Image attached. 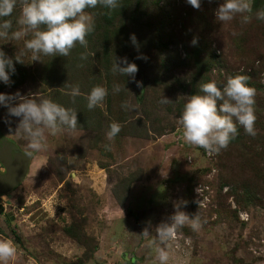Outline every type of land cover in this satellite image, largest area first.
I'll return each mask as SVG.
<instances>
[{"label":"rangeland","instance_id":"1","mask_svg":"<svg viewBox=\"0 0 264 264\" xmlns=\"http://www.w3.org/2000/svg\"><path fill=\"white\" fill-rule=\"evenodd\" d=\"M119 3L114 10L87 9L95 28L105 14L121 20L133 13L136 19L122 46V36L112 38L107 64L97 30L87 37V49L78 44L68 57L36 61L24 47L30 35L0 39L15 72L25 74L11 75V85L0 81V93L49 98L78 117L75 131L49 135L47 149L29 155L19 118L0 106V178L2 158L21 165L16 183L0 186V238L17 249L10 264H154L148 241L157 226L171 222L177 204L190 217L198 215L201 227L178 230L167 247L168 264H264V21L255 18L264 0H252V20L245 25L240 16L227 24L215 20L223 0H201L199 10L186 0ZM19 15L17 6L9 17L13 30ZM133 33L139 51L130 42ZM194 37L197 46L190 44ZM131 53L139 87L111 71L116 58ZM17 54L24 63L15 61ZM141 54L147 60L137 59ZM238 74L256 89L257 135L237 125L229 146L212 155L185 144L179 118L186 101L203 94L201 84L215 81L222 88ZM114 84L123 90L113 94ZM69 85L80 87L75 102ZM96 85L108 95L90 111L85 97ZM164 96L170 103H161ZM125 101L135 110L122 108ZM113 122L121 131L109 140ZM145 228L149 238L142 235Z\"/></svg>","mask_w":264,"mask_h":264},{"label":"clouds","instance_id":"2","mask_svg":"<svg viewBox=\"0 0 264 264\" xmlns=\"http://www.w3.org/2000/svg\"><path fill=\"white\" fill-rule=\"evenodd\" d=\"M212 0H209L211 3ZM194 9L201 8V0H186ZM20 7V15L16 20L19 26L13 30L11 17ZM103 6L109 10L120 7L119 0H0V39L19 41L26 36L24 47L31 53L32 61L41 60V56L68 57L79 44L88 48L87 37L95 31L94 17L87 9ZM253 14L252 0H223L215 9V20L227 24L237 16L241 17V25L251 22ZM255 18L264 21V9L255 12ZM233 35H236L234 32ZM131 44L139 51L140 44L133 33L129 37ZM191 46H197L198 39L193 38ZM82 60L88 58L87 52L81 53ZM137 59L147 60L144 55ZM15 61L24 63L21 54ZM16 71L14 60L0 50V81L11 85V74ZM113 74L131 78L137 86L142 82L136 80L138 65L128 62L127 57L116 58L111 69ZM245 75L230 76L221 88L215 81L200 85L199 92L186 101L179 124L182 126V137L185 144L203 148L208 154H219L226 149L238 135L237 125L243 127L246 134L255 137L257 116L255 113L256 89L248 83ZM67 95L75 102L81 95L79 85H69ZM113 94L123 90L120 84L113 85ZM108 95V89L102 85L92 87L86 95L87 108L91 111L101 106ZM217 101H222L217 106ZM161 103L168 104L170 99L164 96ZM0 106L8 109V115L19 118L17 130L27 140L29 155L47 149V137L56 136L65 131H75L78 125L77 111L65 107L49 98H29L15 94L0 93ZM122 108L135 110L130 101L122 103ZM121 131V126L113 122L109 126L107 138L112 140ZM165 222L156 227L155 239H149V246L154 253V264H168L170 241L177 238L178 230L188 226L192 231L201 227L199 216L190 217L176 205V211ZM142 235L149 238L147 228ZM17 254L14 242L0 238V264H10Z\"/></svg>","mask_w":264,"mask_h":264},{"label":"trees","instance_id":"3","mask_svg":"<svg viewBox=\"0 0 264 264\" xmlns=\"http://www.w3.org/2000/svg\"><path fill=\"white\" fill-rule=\"evenodd\" d=\"M112 15H106L104 16L103 18V21H102V24H98V26L95 28V30H97V33H96V36L97 37L98 35L100 36L99 38V43L98 45L100 46V48L103 50V60H104V63L107 64L109 63V55H110V52H111V48H112V43H113V40L112 38L113 37H123V39L121 38V46L124 44V39L125 37H127V32L128 30H131L133 29V20H136L135 17H133V13H130V15H125L127 18H122L121 20H118L117 18L115 17H111ZM103 28V31L101 34H99L100 32H98L99 29ZM158 37V36H157ZM89 40V39H88ZM156 43V42H155ZM80 45H78L77 47H79ZM63 56H55V58H62ZM127 60L128 62H130V60H132V62L136 63V59H135V56L133 53L131 54H128L127 56ZM51 62H53V60L51 59ZM66 64V62H65ZM106 68L108 69V66L105 65ZM19 75L20 78H23V76L25 74H23V72H15ZM110 73V72H109ZM13 76V74H11ZM1 163L2 165L5 167L6 171H5V176L2 177V179H0V186L3 185V181L4 182V185H12V184H15L17 182V179L21 173V165L16 161H9V162H6L5 161V158H2L1 160ZM12 163V164H10ZM13 168H18L20 169L19 170V174L14 178H11L9 173H10V170L13 169ZM8 175V176H7Z\"/></svg>","mask_w":264,"mask_h":264},{"label":"flooded vegetation","instance_id":"4","mask_svg":"<svg viewBox=\"0 0 264 264\" xmlns=\"http://www.w3.org/2000/svg\"><path fill=\"white\" fill-rule=\"evenodd\" d=\"M19 170H20V169H18V168H13V169H11V170H10V173H9L10 177H11V178H13V177L15 178V177L19 174ZM5 174H6V173H5ZM5 174H4V176H5ZM4 176H2V177H4ZM7 176H8V175H7ZM2 177H1L0 179L3 180ZM3 182H5V181H3ZM3 182H2V183H3Z\"/></svg>","mask_w":264,"mask_h":264},{"label":"water","instance_id":"5","mask_svg":"<svg viewBox=\"0 0 264 264\" xmlns=\"http://www.w3.org/2000/svg\"><path fill=\"white\" fill-rule=\"evenodd\" d=\"M23 166L26 167V160L24 161Z\"/></svg>","mask_w":264,"mask_h":264}]
</instances>
